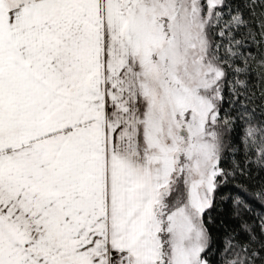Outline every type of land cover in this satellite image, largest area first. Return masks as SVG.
Returning a JSON list of instances; mask_svg holds the SVG:
<instances>
[{
    "label": "snow or ice",
    "instance_id": "obj_1",
    "mask_svg": "<svg viewBox=\"0 0 264 264\" xmlns=\"http://www.w3.org/2000/svg\"><path fill=\"white\" fill-rule=\"evenodd\" d=\"M0 264H264V0H0Z\"/></svg>",
    "mask_w": 264,
    "mask_h": 264
}]
</instances>
